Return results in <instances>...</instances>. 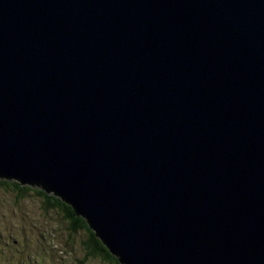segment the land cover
Returning <instances> with one entry per match:
<instances>
[{"label":"water","instance_id":"water-1","mask_svg":"<svg viewBox=\"0 0 264 264\" xmlns=\"http://www.w3.org/2000/svg\"><path fill=\"white\" fill-rule=\"evenodd\" d=\"M0 178L120 264H264V0H0Z\"/></svg>","mask_w":264,"mask_h":264},{"label":"rangeland","instance_id":"rangeland-1","mask_svg":"<svg viewBox=\"0 0 264 264\" xmlns=\"http://www.w3.org/2000/svg\"><path fill=\"white\" fill-rule=\"evenodd\" d=\"M2 180L5 179L0 180V264H46L53 256L60 259L58 264L83 262L86 233L71 234L61 211L42 208L44 198L34 190L21 196L12 188L14 180ZM24 256L28 257L22 260ZM82 264L105 263L91 258Z\"/></svg>","mask_w":264,"mask_h":264},{"label":"trees","instance_id":"trees-1","mask_svg":"<svg viewBox=\"0 0 264 264\" xmlns=\"http://www.w3.org/2000/svg\"><path fill=\"white\" fill-rule=\"evenodd\" d=\"M1 180V179H0ZM5 183V180L1 181ZM12 188L18 192L19 195L24 193L28 194L29 191L34 190L38 196L44 198L42 208L51 209L54 208L58 211H61L63 217H65L70 223V230L76 234L80 232H85V239L82 242L84 245L85 253L83 254V262L93 258L100 259L105 264H120L118 258L113 256L110 252L107 251L105 246L101 241L96 238L93 232L86 225V222L83 218L75 216L74 211L68 205L64 204L60 199L54 197L53 195H47L42 190L34 188L31 185H21L18 181H13ZM83 262H80L82 264Z\"/></svg>","mask_w":264,"mask_h":264},{"label":"flooded vegetation","instance_id":"flooded-vegetation-1","mask_svg":"<svg viewBox=\"0 0 264 264\" xmlns=\"http://www.w3.org/2000/svg\"><path fill=\"white\" fill-rule=\"evenodd\" d=\"M68 222V226H67V228H70V223H69V221H67ZM72 234H76L75 232L74 233H72ZM38 236H39V227H38V231H37V234H36V238L38 239ZM37 254H39V255H42V254H44V253H42V252H36ZM28 256H24L23 257V259L22 260H24V259H26ZM45 257H43V259H44ZM42 259V260H43ZM18 262H19V260H18ZM44 264V263H43ZM46 264H58L57 263V259L55 258V256H53L52 257V259H49L48 260V262L46 263Z\"/></svg>","mask_w":264,"mask_h":264},{"label":"clouds","instance_id":"clouds-1","mask_svg":"<svg viewBox=\"0 0 264 264\" xmlns=\"http://www.w3.org/2000/svg\"><path fill=\"white\" fill-rule=\"evenodd\" d=\"M0 179H5V178H0ZM6 180V179H5ZM8 181H10V180H8ZM15 181V180H14ZM17 182V181H16ZM31 186H33V187H36V188H38L36 185H31ZM38 189H40V188H38ZM46 194V193H45ZM47 195H50V194H47ZM57 198V197H56ZM58 199H60V198H58ZM69 206V205H68ZM70 207V206H69ZM72 209V208H71ZM64 219L66 220V221H68L65 217H64ZM86 222V221H85ZM86 225H87V223H86ZM88 226V225H87ZM69 229V231L71 232V234L72 233H74V232H72L71 230H70V228H68ZM90 229V228H89ZM91 230V229H90ZM92 231V230H91ZM93 232V231H92ZM94 234V233H93ZM95 236V235H94ZM108 251V250H107ZM56 259H57V257H56ZM59 261H60V259H57V263H59Z\"/></svg>","mask_w":264,"mask_h":264}]
</instances>
